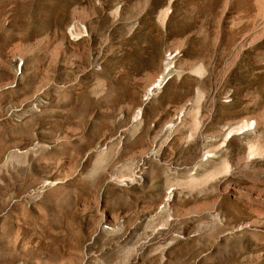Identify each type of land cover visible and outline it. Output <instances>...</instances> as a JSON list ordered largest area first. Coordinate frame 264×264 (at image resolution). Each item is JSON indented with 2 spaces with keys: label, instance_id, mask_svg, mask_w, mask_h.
<instances>
[{
  "label": "rangeland",
  "instance_id": "1",
  "mask_svg": "<svg viewBox=\"0 0 264 264\" xmlns=\"http://www.w3.org/2000/svg\"><path fill=\"white\" fill-rule=\"evenodd\" d=\"M0 264H264V0H0Z\"/></svg>",
  "mask_w": 264,
  "mask_h": 264
},
{
  "label": "water",
  "instance_id": "2",
  "mask_svg": "<svg viewBox=\"0 0 264 264\" xmlns=\"http://www.w3.org/2000/svg\"><path fill=\"white\" fill-rule=\"evenodd\" d=\"M169 48L171 49L172 47H169ZM179 50H182V51H184L185 53H188V52H189V47H188L187 45H185V46L181 45V46L179 47Z\"/></svg>",
  "mask_w": 264,
  "mask_h": 264
},
{
  "label": "bare ground",
  "instance_id": "3",
  "mask_svg": "<svg viewBox=\"0 0 264 264\" xmlns=\"http://www.w3.org/2000/svg\"><path fill=\"white\" fill-rule=\"evenodd\" d=\"M160 83V82H159ZM159 85V84H158ZM247 122V121H246ZM253 125V124H252ZM247 126H248V124H247ZM244 127H246V124L245 125H242V126H240V127H238V130H242Z\"/></svg>",
  "mask_w": 264,
  "mask_h": 264
}]
</instances>
